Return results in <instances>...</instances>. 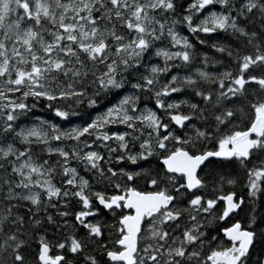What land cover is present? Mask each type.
Instances as JSON below:
<instances>
[{"label": "snow or ice", "instance_id": "snow-or-ice-1", "mask_svg": "<svg viewBox=\"0 0 264 264\" xmlns=\"http://www.w3.org/2000/svg\"><path fill=\"white\" fill-rule=\"evenodd\" d=\"M0 264H264V0H0Z\"/></svg>", "mask_w": 264, "mask_h": 264}, {"label": "trees", "instance_id": "trees-1", "mask_svg": "<svg viewBox=\"0 0 264 264\" xmlns=\"http://www.w3.org/2000/svg\"><path fill=\"white\" fill-rule=\"evenodd\" d=\"M193 42H195V41H193ZM198 48L200 49L201 53H203L204 51H207L202 46H198ZM208 54L211 55L212 53L209 51ZM37 115H40L41 118H48L51 114L48 112H45L42 108H38L37 109Z\"/></svg>", "mask_w": 264, "mask_h": 264}]
</instances>
